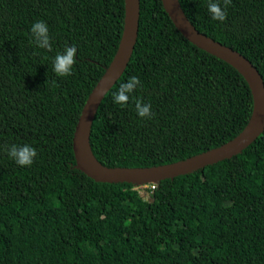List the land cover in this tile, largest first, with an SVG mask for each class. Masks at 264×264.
Listing matches in <instances>:
<instances>
[{
	"label": "trees",
	"instance_id": "trees-1",
	"mask_svg": "<svg viewBox=\"0 0 264 264\" xmlns=\"http://www.w3.org/2000/svg\"><path fill=\"white\" fill-rule=\"evenodd\" d=\"M201 34L243 55L264 82V0H232L225 23L208 0H179ZM136 44L94 117L90 146L106 167L170 164L219 147L246 126L244 78L187 41L161 0H139ZM49 26L52 50L31 26ZM124 0H0V146L30 144L21 167L0 147V264H264V131L237 156L155 183H98L75 168L72 137L82 107L112 61ZM77 48L73 74L53 59ZM135 102L112 93L131 76Z\"/></svg>",
	"mask_w": 264,
	"mask_h": 264
},
{
	"label": "water",
	"instance_id": "water-1",
	"mask_svg": "<svg viewBox=\"0 0 264 264\" xmlns=\"http://www.w3.org/2000/svg\"><path fill=\"white\" fill-rule=\"evenodd\" d=\"M169 19L180 34L204 52L234 68L248 84L253 100L251 116L244 129L232 140L206 152L178 162L144 167H106L93 155L91 126L100 103L122 76L137 40L139 0H124V22L116 53L103 75L88 95L72 137L75 168L98 183L146 185L187 175L240 154L264 131V82L257 69L243 55L198 32L186 18L179 0H161Z\"/></svg>",
	"mask_w": 264,
	"mask_h": 264
},
{
	"label": "clouds",
	"instance_id": "clouds-1",
	"mask_svg": "<svg viewBox=\"0 0 264 264\" xmlns=\"http://www.w3.org/2000/svg\"><path fill=\"white\" fill-rule=\"evenodd\" d=\"M231 5L232 0H208L207 10L211 15L212 20L225 23L228 18L227 9ZM30 31L32 34L30 43H33L39 49H45L47 51L52 50L49 26L46 22L43 20L34 22ZM76 63V46H66L63 53H57L54 57L53 71L58 77H70L73 74V69ZM139 88H143L140 78L135 75L129 77L126 82L120 84L117 91L112 93L113 102L121 107H126L130 101H134L137 115L141 119L150 120L154 116L151 104L144 103L134 95ZM0 147H3V150L7 153L8 157L21 167H31L38 156L37 149L30 144H11Z\"/></svg>",
	"mask_w": 264,
	"mask_h": 264
},
{
	"label": "built area",
	"instance_id": "built-area-1",
	"mask_svg": "<svg viewBox=\"0 0 264 264\" xmlns=\"http://www.w3.org/2000/svg\"><path fill=\"white\" fill-rule=\"evenodd\" d=\"M143 186V185H142ZM145 186V189L147 190V189H154L155 188V183H150V184H148V185H144ZM142 188V187H141ZM137 189V188H136ZM140 189V188H139ZM138 189V190H139ZM146 190H143V192H141L140 190H139V193L142 195L143 193H145L146 192Z\"/></svg>",
	"mask_w": 264,
	"mask_h": 264
},
{
	"label": "rangeland",
	"instance_id": "rangeland-1",
	"mask_svg": "<svg viewBox=\"0 0 264 264\" xmlns=\"http://www.w3.org/2000/svg\"><path fill=\"white\" fill-rule=\"evenodd\" d=\"M146 185H147V184H146ZM141 187H142V188H141ZM136 188H137V189L140 188L139 190H140L141 192H143V190H146L144 185H143V186H142V185H137ZM144 194H146V192L142 194V195L144 196V200H148L149 198H148L147 196H145Z\"/></svg>",
	"mask_w": 264,
	"mask_h": 264
}]
</instances>
